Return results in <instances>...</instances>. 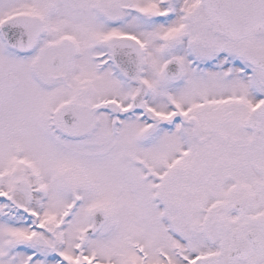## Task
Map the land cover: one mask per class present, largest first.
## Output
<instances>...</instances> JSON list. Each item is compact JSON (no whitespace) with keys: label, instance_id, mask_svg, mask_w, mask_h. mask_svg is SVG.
Masks as SVG:
<instances>
[{"label":"snow or ice","instance_id":"obj_1","mask_svg":"<svg viewBox=\"0 0 264 264\" xmlns=\"http://www.w3.org/2000/svg\"><path fill=\"white\" fill-rule=\"evenodd\" d=\"M0 264H264V0H0Z\"/></svg>","mask_w":264,"mask_h":264}]
</instances>
